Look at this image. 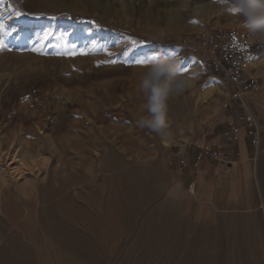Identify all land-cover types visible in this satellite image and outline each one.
Returning <instances> with one entry per match:
<instances>
[{
  "label": "rangeland",
  "instance_id": "obj_1",
  "mask_svg": "<svg viewBox=\"0 0 264 264\" xmlns=\"http://www.w3.org/2000/svg\"><path fill=\"white\" fill-rule=\"evenodd\" d=\"M241 24L212 0H0V139L16 156L4 175L27 186L73 135L100 142L74 160L88 176L78 201L92 218L88 244L74 248L39 225L38 204L25 238L0 229V264H264V42ZM162 28L156 47L150 35ZM231 29L260 52L238 78L242 89L255 80L240 96L215 67ZM177 47L197 77L169 102L164 140L137 125L146 111L136 61ZM247 113L259 124L256 147ZM28 139L45 148L37 166L19 165ZM116 167L132 169L128 182Z\"/></svg>",
  "mask_w": 264,
  "mask_h": 264
},
{
  "label": "bare ground",
  "instance_id": "obj_2",
  "mask_svg": "<svg viewBox=\"0 0 264 264\" xmlns=\"http://www.w3.org/2000/svg\"><path fill=\"white\" fill-rule=\"evenodd\" d=\"M103 11L105 14L107 13L106 9H103ZM32 129L30 125L25 127V134H33L34 129ZM71 140H73V142L66 143L61 149H57L56 147L55 151L57 157L53 158L52 162L45 161L43 163L46 165H44L45 170L41 174H32L29 176L27 180L28 185L20 187L17 184L18 182H14L17 180L15 177L7 178L2 171L8 159L10 162L6 164V168H9L10 164L15 163L16 156L11 155L10 147L6 149L7 146L1 144L2 142L0 139V171L4 175L2 179H0V229L4 231L6 230V225H9L11 227V233L7 236L25 238L28 227L37 222L42 227H45V225L50 226L51 234L59 237L65 243L69 242L74 248L81 247L87 243L88 237L94 232L91 224L92 218L87 212L85 203L82 205L78 201L85 200L83 198V193L89 186L87 181L88 176L82 169L78 168L74 160L79 159L80 161H84L86 157L82 152V148L85 150L88 148L90 150V145L94 148H98L100 142L93 139L92 143L89 145L84 137L77 135H73ZM8 142V146H10L12 142ZM27 143L28 145L24 153H22L23 155L19 158L20 163H18L19 165H23V167L29 166L28 164L37 166L38 164L35 158L40 153L44 152L45 148L39 141L28 139ZM13 145H15V143ZM102 148L105 153L107 148L103 146ZM70 153H72V155H70ZM104 158V155L100 158L102 168ZM18 169L19 168H15L14 172L19 175L22 171L17 172ZM112 169L119 182L122 178L128 182L130 176L128 172L132 170L131 168L121 169L116 167ZM2 174L0 173V175ZM105 177L107 176H104V178ZM107 180L111 179L108 178ZM31 192H33L35 196L32 197ZM117 196L120 195L117 194ZM38 204L40 205L39 214L35 222L33 211ZM66 205H68V207ZM11 208L14 209V211H11ZM66 208L69 213L65 212ZM75 211L76 218L73 215H71V217L70 213H74ZM21 216L22 219H20ZM96 219L100 221L101 215ZM6 240L5 237V241ZM6 250V244H1L0 252L3 253Z\"/></svg>",
  "mask_w": 264,
  "mask_h": 264
},
{
  "label": "clouds",
  "instance_id": "obj_3",
  "mask_svg": "<svg viewBox=\"0 0 264 264\" xmlns=\"http://www.w3.org/2000/svg\"><path fill=\"white\" fill-rule=\"evenodd\" d=\"M228 8L242 17L241 28L252 41L264 42V0H228L227 6L220 0H212L213 11L223 12ZM176 20L175 14H169L168 24H174ZM167 36L168 32L162 28L154 31L150 38L156 47H161ZM147 60L138 83V91L145 100L146 114L140 115L136 122L138 127L146 128L164 140H171L169 102L192 87L197 73L182 67L184 57L179 47L154 53Z\"/></svg>",
  "mask_w": 264,
  "mask_h": 264
},
{
  "label": "built area",
  "instance_id": "obj_4",
  "mask_svg": "<svg viewBox=\"0 0 264 264\" xmlns=\"http://www.w3.org/2000/svg\"><path fill=\"white\" fill-rule=\"evenodd\" d=\"M259 53L258 47L248 39L242 30L231 29L225 36L221 54L215 60V67L218 68L229 84H236V94L234 96L247 93L245 90L250 91L254 85L255 80L249 78L248 84L243 89L237 86L238 78L245 71L246 65L256 59ZM245 124L251 130L249 132L251 142L256 147L258 145L257 130L259 124L255 116L247 113L245 115ZM234 138L238 139V134L234 135Z\"/></svg>",
  "mask_w": 264,
  "mask_h": 264
},
{
  "label": "snow or ice",
  "instance_id": "obj_5",
  "mask_svg": "<svg viewBox=\"0 0 264 264\" xmlns=\"http://www.w3.org/2000/svg\"><path fill=\"white\" fill-rule=\"evenodd\" d=\"M23 13H21V12H19V11H16L15 12V15H17V16H19V15H22ZM2 29H3V26L2 25H0V31H2ZM51 35V33H45L44 34V39H47L48 38V36H50ZM113 63L115 62V61H112ZM136 63L137 64H139V65H145V64H147L148 63V60H137L136 61ZM183 71H187V69H182Z\"/></svg>",
  "mask_w": 264,
  "mask_h": 264
},
{
  "label": "crops",
  "instance_id": "obj_6",
  "mask_svg": "<svg viewBox=\"0 0 264 264\" xmlns=\"http://www.w3.org/2000/svg\"><path fill=\"white\" fill-rule=\"evenodd\" d=\"M231 86H232V85H231ZM240 131H241V130H239L238 133H241ZM245 133H246V130H245ZM239 138H240V137H239Z\"/></svg>",
  "mask_w": 264,
  "mask_h": 264
}]
</instances>
